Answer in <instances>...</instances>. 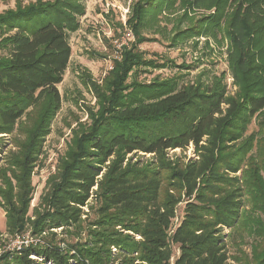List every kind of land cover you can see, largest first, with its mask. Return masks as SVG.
Wrapping results in <instances>:
<instances>
[{
    "label": "trees",
    "instance_id": "1",
    "mask_svg": "<svg viewBox=\"0 0 264 264\" xmlns=\"http://www.w3.org/2000/svg\"><path fill=\"white\" fill-rule=\"evenodd\" d=\"M85 1L35 0L0 14V134L12 135L19 123L24 135L0 158V205L8 231L30 222L34 234L51 235L50 244L7 253L0 264H234L225 228L232 239L253 237L242 264H264V0H136L127 21L136 41L120 50L103 85L86 75L99 109L76 134L34 219L27 216L31 174L62 107L57 86ZM202 9L211 12L177 28L173 42L224 31L238 90L231 94L222 77L140 81V71L166 66L139 48L148 14L181 10L193 20ZM254 119L258 130L248 134ZM191 144L197 157L169 155ZM55 228L86 237L62 249Z\"/></svg>",
    "mask_w": 264,
    "mask_h": 264
},
{
    "label": "rangeland",
    "instance_id": "2",
    "mask_svg": "<svg viewBox=\"0 0 264 264\" xmlns=\"http://www.w3.org/2000/svg\"><path fill=\"white\" fill-rule=\"evenodd\" d=\"M35 0H0V14L5 10L15 9L18 4L28 5ZM136 0H86V13L80 16V28L70 36L72 46V56L70 64L64 73L63 81L57 88L62 94V107L53 118L50 134L47 135L43 143V153L39 156L31 177L33 180L34 194L30 203L28 217L34 219V209L39 206L42 196L47 192L48 182L58 173L62 158L72 148L76 134L84 130L92 123L91 112L99 109L96 92L92 89L88 75L98 85H103L108 72L114 68V60L119 58L120 50L123 46L131 47L136 41V35L128 27L127 21L130 18L132 4ZM179 5V2L176 6ZM180 6V5H179ZM211 11L202 9L192 13L194 19L184 18L182 11L178 10L173 15L166 12L149 13L146 18L143 35L147 40L139 48L144 52L145 58L155 59L157 62H165V67L151 68L140 71V81H154L167 78H177L180 84L187 85L197 81L208 84L215 77H222L223 83L228 85L231 94L238 90V86L233 83V78L229 71L228 63V40L225 32L216 30V34L208 32L202 36H192L180 38L173 42L177 28L185 29L189 25H196V21L203 14ZM183 17V18H182ZM181 20V21H180ZM1 38V37H0ZM3 50H0V56ZM87 75V76H86ZM25 121V117L23 118ZM19 123L12 135H5L0 141V146L4 150L0 153V158L14 148L13 142L17 137L24 138L18 129ZM257 122L254 119L249 125V133L257 131ZM0 134V137L4 136ZM256 151V148L253 152ZM150 154L145 157L148 158ZM172 157H179L182 160H189L196 156L195 146L182 149L177 148L169 151ZM1 175V174H0ZM3 179L0 178V186ZM0 200H2L0 196ZM251 205L248 207L250 208ZM84 211L90 210L85 206ZM184 203L177 209V218L174 225L178 224L182 217ZM90 217L93 216L89 212ZM86 215L84 214L83 217ZM57 234V245L66 248V242H76L79 238L86 237V233L67 232L62 228L53 229ZM73 230V229H72ZM227 233L228 253L234 264H242L241 260L251 256L253 237L235 235L232 239L230 230L225 228ZM46 233H33L32 225L27 223L26 228L21 232H10L7 230L6 211L0 205V258L9 254L12 258L21 251L15 248L16 240L33 242L23 244L29 245L50 244V236ZM32 237V238H31ZM75 252V251H73ZM178 253L175 247L174 254ZM32 259L41 260L37 255H32ZM240 258L241 260H238ZM36 264H40L36 262ZM46 264H52L46 263ZM74 264H77L74 262Z\"/></svg>",
    "mask_w": 264,
    "mask_h": 264
},
{
    "label": "built area",
    "instance_id": "3",
    "mask_svg": "<svg viewBox=\"0 0 264 264\" xmlns=\"http://www.w3.org/2000/svg\"><path fill=\"white\" fill-rule=\"evenodd\" d=\"M30 238V237H29ZM29 238L26 240V241H20V240H16L15 242H14V245H15V248L16 249H18V250H22L24 247V245L23 244H29L30 242H33L34 240L33 239H31L30 241H29ZM32 238V237H31Z\"/></svg>",
    "mask_w": 264,
    "mask_h": 264
}]
</instances>
